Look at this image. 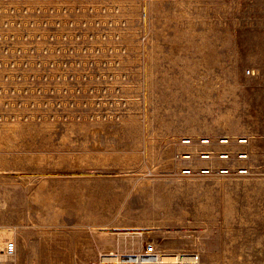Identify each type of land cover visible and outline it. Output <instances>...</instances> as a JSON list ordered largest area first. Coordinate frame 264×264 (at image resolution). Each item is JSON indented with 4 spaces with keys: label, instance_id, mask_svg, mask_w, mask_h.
Segmentation results:
<instances>
[{
    "label": "rangeland",
    "instance_id": "rangeland-1",
    "mask_svg": "<svg viewBox=\"0 0 264 264\" xmlns=\"http://www.w3.org/2000/svg\"><path fill=\"white\" fill-rule=\"evenodd\" d=\"M150 243L264 264V0H0V264Z\"/></svg>",
    "mask_w": 264,
    "mask_h": 264
},
{
    "label": "built area",
    "instance_id": "built-area-1",
    "mask_svg": "<svg viewBox=\"0 0 264 264\" xmlns=\"http://www.w3.org/2000/svg\"><path fill=\"white\" fill-rule=\"evenodd\" d=\"M5 252L8 256H13L16 252V244L15 242H9L5 248ZM165 254H161L158 250L155 243H150L149 246L144 247L143 255L140 254L136 258H143L145 259V262L147 264H154V262L159 261L162 256ZM170 259H175V261H179V263L176 264H200V258L198 254H186V253H179V254H172L171 257H168ZM132 264H138L137 262H132Z\"/></svg>",
    "mask_w": 264,
    "mask_h": 264
},
{
    "label": "bare ground",
    "instance_id": "bare-ground-1",
    "mask_svg": "<svg viewBox=\"0 0 264 264\" xmlns=\"http://www.w3.org/2000/svg\"><path fill=\"white\" fill-rule=\"evenodd\" d=\"M137 260H138V264H147V262H145V259H143L142 257L133 258L128 255H124V256L120 255L119 257H116V258H105L104 259L105 263L103 262V264H132V262H137ZM108 262H111V263H108ZM176 263H179V261H175V259H170L168 257H163L159 261L154 262V264H176Z\"/></svg>",
    "mask_w": 264,
    "mask_h": 264
}]
</instances>
